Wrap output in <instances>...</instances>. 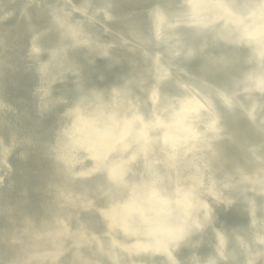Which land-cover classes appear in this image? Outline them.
Returning a JSON list of instances; mask_svg holds the SVG:
<instances>
[{
    "label": "water",
    "instance_id": "obj_1",
    "mask_svg": "<svg viewBox=\"0 0 264 264\" xmlns=\"http://www.w3.org/2000/svg\"><path fill=\"white\" fill-rule=\"evenodd\" d=\"M7 1L19 2L23 17L33 6L45 9L51 17V27L33 34L28 50L13 66L41 80V85L30 89L41 118L52 114L56 104L66 108L57 113L61 126L56 132L61 142L50 149L20 134L9 141L0 135V218L11 226L10 230L0 229V248L16 250L10 261L0 256V264H68V256L75 259L73 264H184L180 252L204 244L212 249L210 257L200 260L193 253L188 261L264 264V161L260 145L248 146L244 152L255 166L251 173L231 169L230 174L218 177L220 168L213 167L218 148L226 141L245 145L225 134L226 116H245L253 129L264 133V21L260 19L264 0H159L162 4L143 7L144 38L132 25L136 12L121 17L116 14L118 0H82L81 5L74 0H55L52 6L44 0ZM120 1L132 5L145 0ZM14 15L13 9L1 10L0 24ZM120 21L131 23L127 33L120 34L112 27ZM54 27L62 43L48 50L43 34ZM100 35L115 40L105 42ZM184 41L192 43L184 47ZM7 47L18 52L16 45ZM219 47L231 50L232 55L223 62L213 61L212 70L221 71L222 65L227 71L236 70L240 61L251 67L233 93L214 88L208 80L196 86L192 74L177 65L202 53L212 58L211 51ZM114 50L138 53L145 61V70L138 78L149 77L152 87L145 88L140 81L132 83L145 97H125L123 90L114 88L89 98L76 87L78 103L70 104L56 93L59 84L71 78L77 85L83 81L69 56L72 52L78 51L95 66L97 57L112 61ZM241 50L249 54L240 55ZM54 64L61 66L55 73L51 69ZM1 78L0 74V82ZM164 88H177L181 93L170 96ZM109 105L106 123L113 131L106 141L113 144L112 151L89 158L77 147L78 133L84 139L87 129L98 128ZM16 112L14 106L0 102V116L15 120ZM77 127L84 132H78L74 139ZM31 150L49 163L46 174L60 175L64 181L48 182L40 190L54 200L56 211L46 227L28 215L13 214L10 207L1 204L2 192L12 190V180L18 174L11 160L27 162ZM88 183L92 185L84 195L80 187L84 189ZM126 189L127 195L142 198L138 201L141 204L133 206L132 197L124 201ZM237 205L248 215V237L228 233L217 225L219 213ZM84 215L94 216L104 229L91 230L82 222ZM208 237L212 239L209 243Z\"/></svg>",
    "mask_w": 264,
    "mask_h": 264
},
{
    "label": "bare ground",
    "instance_id": "obj_2",
    "mask_svg": "<svg viewBox=\"0 0 264 264\" xmlns=\"http://www.w3.org/2000/svg\"><path fill=\"white\" fill-rule=\"evenodd\" d=\"M94 1L100 2L101 0ZM44 2L48 6L55 4V0H44ZM74 2L78 5L82 4V0H74ZM155 3L159 5L160 2L159 0H145L143 3L131 5L118 0L115 1V12L119 17L127 14L129 11L132 13L136 12L132 25H135L138 33H140V37L144 38L146 33L145 24L142 21L143 7L145 5H155ZM7 9H13L15 15L10 20L0 24V41L4 44V47L0 48V55L2 57L0 61V74L2 77L0 82V102L14 106L17 112L15 114V120L0 116V135L9 141L13 136L20 134L30 139L32 142L45 144L47 149H50L56 142H61V138L56 132L61 126L57 113L63 111L66 106L63 104H56L52 114L41 118L37 112L36 99L30 94L31 87L41 85V80L23 73L17 67H14L13 64L28 50L29 41L32 39L33 34L50 28L52 19L45 9L36 6H33L27 12V17H23L20 14L21 4L19 2L2 0L0 12L1 10ZM262 14L260 19L263 18L264 21V16ZM130 24V22L120 21L113 24L112 27L121 34L127 33ZM91 33L99 36L96 30H91ZM100 38L105 42L115 40L113 36L100 35ZM190 40H193V38H190ZM199 42L202 43L203 40ZM60 43H62V39L59 35V31L56 30L55 27L53 31L43 34V44L46 49H53L56 44ZM191 43V41L186 43L184 41L183 46H190ZM11 45L18 46V52L15 53L8 49L7 46ZM244 52L245 56L249 54L247 50H241L240 55ZM113 55L114 59L112 61L97 57L95 66H90L81 58L78 51L72 52L69 56L77 68L80 69L83 81L77 85L73 78H71L70 81L59 84V89L56 93L65 96L70 104L78 103L76 87H79L89 98L95 97L97 95L96 93L99 91L111 92L114 88L123 90L125 97L127 95L130 98L145 97V94L137 92L132 87V83L136 81H138V83L140 81V84L145 88L150 85L152 87L149 77L144 76L142 79L138 78L140 77L139 73L145 70V61H143L144 63L142 62L138 53L129 54L125 50H114ZM230 55H232L231 50L225 47H219L211 51L212 58L202 53V55L197 56L192 61L177 62V65L184 67L192 74V81L195 82L196 86H199L201 81L208 80L212 83L214 88L222 89L227 93H233L235 85L237 86L243 78L242 74H245L246 71H250L251 67L240 61L236 70L227 71L228 69L225 68L224 65H222L221 71H217L214 68L212 70V67H214L212 66L213 61L217 60L223 62L227 59L226 57ZM43 58H45V56H43ZM131 61H136V63L131 65L129 63ZM217 67L220 69L221 64H218ZM51 69L52 72L55 73L61 69V66L54 64L51 66ZM164 91L170 96H177L181 93L177 88H164ZM103 101H105V99ZM253 101L254 100L250 101L246 105L252 104ZM108 104L111 103L109 102ZM110 109V105L106 107L104 120H101L102 123L94 130L91 128L90 130L87 129L88 131L86 132L87 134L84 135V139L83 135L81 136L78 133L84 131L80 130L78 127L72 134L75 139L78 133L77 147L79 149H84L85 153L89 155V158L97 159L103 154L107 156L108 153L112 151L113 144L106 141L107 136L111 135L113 131V128H110V125L108 126L106 123L109 120ZM224 122L225 134L239 138L245 145L242 147L235 146L227 141L225 144H222L220 148H218L216 160L213 162V167L215 169L220 168V171H217L216 174L218 173V177H223L230 174L232 170L235 169L251 173L255 166L250 163L251 161H249L248 158H245L244 152L247 150L248 146L253 147L254 145H260L261 148L259 153L262 155L260 157H262L264 161V133L253 129L245 116H226ZM30 153L31 159L27 162L20 161L16 158L11 160L18 174H16L12 180V190L9 192H2L1 204L10 207L13 214L28 215L39 223H42L43 227H46L49 223L51 213L55 214L56 211L54 208V200L51 199V197L44 196L40 190L45 187L48 182L64 183V181L61 179L60 175L51 176L45 173L44 169L50 167V165L43 159L41 154L39 155L38 152L33 150H31ZM221 166L225 167V169L222 170ZM214 168L213 170L215 171ZM91 185V183L85 184L84 189L83 186L80 187L84 195H87V191L90 189ZM143 188L145 189V186H143ZM131 194L132 193L127 195L126 189L125 194H123V200L126 201L127 198L132 197V200H135L133 206L141 204L138 201L142 202L143 199L139 198V196L133 197V194ZM256 199L258 203H262L263 201L258 197ZM104 204L102 203V205ZM258 217L262 218L263 215L260 214ZM83 221L93 231L101 232L104 229L94 216L84 215L82 216V222ZM117 224L119 225V220ZM217 225L228 233L229 231H234L246 237H248L250 233L248 231V215L242 205H237L228 212L219 213ZM10 228L11 226L7 220L0 218V229L10 230ZM207 241L209 243L212 239L208 237ZM103 243L106 244L105 241H103ZM211 252L212 249L210 246L204 244L196 248L194 247L193 249H183L179 257L184 264H192L188 260L189 256H192L193 253L197 255L198 259L205 260L210 257ZM15 255L16 250L0 248V256L5 260L10 261ZM74 260L73 256H68L66 258V261H69L71 264H73Z\"/></svg>",
    "mask_w": 264,
    "mask_h": 264
}]
</instances>
